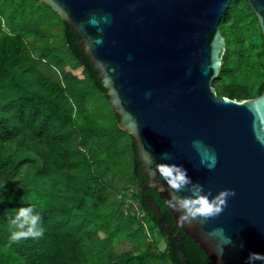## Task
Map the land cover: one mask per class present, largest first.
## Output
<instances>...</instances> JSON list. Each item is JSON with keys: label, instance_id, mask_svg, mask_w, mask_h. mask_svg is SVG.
Listing matches in <instances>:
<instances>
[{"label": "trees", "instance_id": "1", "mask_svg": "<svg viewBox=\"0 0 264 264\" xmlns=\"http://www.w3.org/2000/svg\"><path fill=\"white\" fill-rule=\"evenodd\" d=\"M219 29L218 95L257 97L264 34L249 0L230 2ZM28 40L43 43L38 54ZM119 123L73 27L41 0H0V264H84L87 246L93 264H215L149 186ZM28 203L46 231L10 241V218Z\"/></svg>", "mask_w": 264, "mask_h": 264}, {"label": "water", "instance_id": "2", "mask_svg": "<svg viewBox=\"0 0 264 264\" xmlns=\"http://www.w3.org/2000/svg\"><path fill=\"white\" fill-rule=\"evenodd\" d=\"M41 1L76 31L120 127L136 139L149 186L167 199L173 190L156 162L168 161L183 164L213 195L235 189L218 216L181 222L170 208L176 225L215 264H246L250 251L264 252V90L237 100L214 87L226 50L219 22L234 0ZM249 2L264 34V0ZM205 149L216 155L213 168L201 163ZM218 228L230 243L211 235Z\"/></svg>", "mask_w": 264, "mask_h": 264}, {"label": "clouds", "instance_id": "3", "mask_svg": "<svg viewBox=\"0 0 264 264\" xmlns=\"http://www.w3.org/2000/svg\"><path fill=\"white\" fill-rule=\"evenodd\" d=\"M198 146L200 141L195 142ZM208 168L215 167L216 155L211 149L204 150V156L201 160ZM156 171L160 174L168 187L173 191L165 200L166 205L179 213L181 222H191L195 218L207 219L218 216L227 206L228 198L235 195L234 188H224L219 190L215 195L209 188L204 190V185L199 181H193L188 174V169L176 162L160 161L156 162ZM185 187L188 188L190 195H180V191ZM163 190V186H161ZM3 186H0V199H3ZM46 226L40 212L28 203L18 208L14 216L10 218V241H18L21 238L33 237L38 238L44 235ZM223 229L213 230L211 235L221 236L225 243H230V237H223ZM217 256L223 255V247H219ZM246 264H256L260 261L264 264V252L250 251L245 257Z\"/></svg>", "mask_w": 264, "mask_h": 264}, {"label": "rangeland", "instance_id": "4", "mask_svg": "<svg viewBox=\"0 0 264 264\" xmlns=\"http://www.w3.org/2000/svg\"><path fill=\"white\" fill-rule=\"evenodd\" d=\"M9 1H12V0H9ZM13 1H18V2H20V0H13ZM51 32H52L53 34L56 33L55 30H52ZM54 38H57L56 35H55ZM51 40H53V38H52V36L50 35V36H48V38H47L46 41H51ZM28 43H29L30 48L32 49V51H33L35 54H38V52H39L38 49H39L40 45L43 44V43H33L31 40H28ZM73 72L76 73V74H77L78 76H80V77L83 76V74H82V68L75 69V70H73ZM122 194H125L126 196H129V192L122 193ZM102 236H104V234H102ZM156 243H158V247H159V248L162 249V248L164 247V242H163L160 238L157 239ZM127 248H129L127 245H121V246H119V247L117 248V250H122V249H127ZM84 249H85V250H84V254H83L84 264H93V262H92L91 260H88V259L86 260V258L89 256V254H90L91 252H93V250L91 249L90 246H87V247H85Z\"/></svg>", "mask_w": 264, "mask_h": 264}]
</instances>
